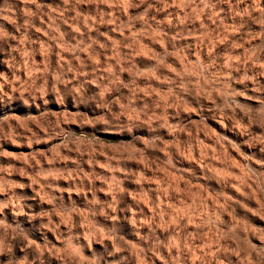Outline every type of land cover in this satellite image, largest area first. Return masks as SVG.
<instances>
[{"label": "rangeland", "instance_id": "1", "mask_svg": "<svg viewBox=\"0 0 264 264\" xmlns=\"http://www.w3.org/2000/svg\"><path fill=\"white\" fill-rule=\"evenodd\" d=\"M0 264H264V0H0Z\"/></svg>", "mask_w": 264, "mask_h": 264}]
</instances>
